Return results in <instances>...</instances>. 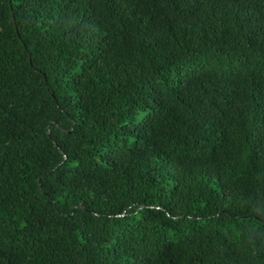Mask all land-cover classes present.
<instances>
[{"label":"trees","instance_id":"1","mask_svg":"<svg viewBox=\"0 0 264 264\" xmlns=\"http://www.w3.org/2000/svg\"><path fill=\"white\" fill-rule=\"evenodd\" d=\"M0 264H264V0H0Z\"/></svg>","mask_w":264,"mask_h":264}]
</instances>
